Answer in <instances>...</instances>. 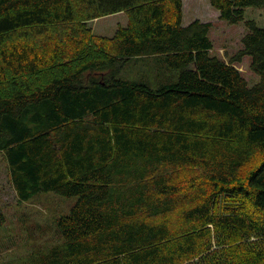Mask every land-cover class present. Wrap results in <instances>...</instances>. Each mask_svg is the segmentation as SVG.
<instances>
[{"label":"trees","instance_id":"1","mask_svg":"<svg viewBox=\"0 0 264 264\" xmlns=\"http://www.w3.org/2000/svg\"><path fill=\"white\" fill-rule=\"evenodd\" d=\"M209 3L247 30L229 62L182 0H0L8 182L76 198L56 242L0 264H264V0Z\"/></svg>","mask_w":264,"mask_h":264},{"label":"rangeland","instance_id":"2","mask_svg":"<svg viewBox=\"0 0 264 264\" xmlns=\"http://www.w3.org/2000/svg\"><path fill=\"white\" fill-rule=\"evenodd\" d=\"M193 20L210 23L208 36L212 55L229 62L241 49L246 28L242 23L228 24L220 20L209 0H182V25L186 26ZM126 23V15L118 13L90 21L88 25L95 36L110 38L119 26ZM250 62V57L244 56L234 66L248 85L253 86L259 82V77L251 71ZM75 202L76 198L67 199L50 192L32 198L29 203L17 205L7 179L6 164L0 155V259L25 257L30 250L56 242L53 221L67 214Z\"/></svg>","mask_w":264,"mask_h":264},{"label":"crops","instance_id":"3","mask_svg":"<svg viewBox=\"0 0 264 264\" xmlns=\"http://www.w3.org/2000/svg\"><path fill=\"white\" fill-rule=\"evenodd\" d=\"M119 14L121 15L122 13H119ZM13 192H14V191H13ZM14 194H15V192H14ZM15 199H16V196H15ZM16 202H17V203H16L17 205L24 204V203H20V204H19V202L17 201V199H16ZM29 202H30V200H29ZM29 202H25V203H29Z\"/></svg>","mask_w":264,"mask_h":264}]
</instances>
